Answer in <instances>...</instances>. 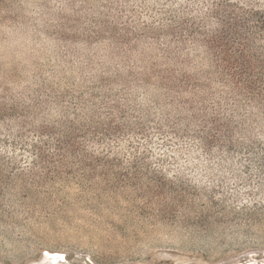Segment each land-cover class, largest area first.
<instances>
[{"label":"rangeland","instance_id":"374dc122","mask_svg":"<svg viewBox=\"0 0 264 264\" xmlns=\"http://www.w3.org/2000/svg\"><path fill=\"white\" fill-rule=\"evenodd\" d=\"M230 7L264 0H0V264H264V77L228 69Z\"/></svg>","mask_w":264,"mask_h":264},{"label":"trees","instance_id":"16d2710c","mask_svg":"<svg viewBox=\"0 0 264 264\" xmlns=\"http://www.w3.org/2000/svg\"><path fill=\"white\" fill-rule=\"evenodd\" d=\"M238 12L241 15H238ZM218 19L224 27L223 37L225 38L220 42L221 53L229 63L228 69L233 72V76L242 81L245 77H248L249 80L260 73L264 77V60L256 58V54L252 55L250 48V44H254L257 40H263L264 42V10L250 9L246 11L239 9L236 11V9L230 7L226 10L225 15ZM243 34L251 37L253 43L244 42L243 50L239 52L238 58H236L234 55L238 53L234 51V39L243 37ZM251 57L256 58L253 64L248 60ZM250 84L249 90H255L256 82H250Z\"/></svg>","mask_w":264,"mask_h":264},{"label":"bare ground","instance_id":"6f19581e","mask_svg":"<svg viewBox=\"0 0 264 264\" xmlns=\"http://www.w3.org/2000/svg\"><path fill=\"white\" fill-rule=\"evenodd\" d=\"M49 255H52L54 257V259L57 258V257H59V256H61V255H56L54 253L53 254L50 253Z\"/></svg>","mask_w":264,"mask_h":264}]
</instances>
